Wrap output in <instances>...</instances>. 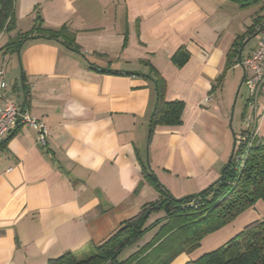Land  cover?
<instances>
[{"label":"crops","instance_id":"1","mask_svg":"<svg viewBox=\"0 0 264 264\" xmlns=\"http://www.w3.org/2000/svg\"><path fill=\"white\" fill-rule=\"evenodd\" d=\"M13 2L8 38L34 31L38 13L46 28L66 25L76 48L33 33L17 53L0 50L3 94L48 130L45 146L22 125L0 141V264H46L66 252L86 257L157 198L146 171L174 197L192 195L218 180L237 133L254 126L264 137V97L250 98L248 72L228 66L227 57L237 39V63L257 46L264 0ZM156 77L163 99L184 108L179 125L150 133ZM163 218L153 212L147 223ZM259 220L264 198L169 264L196 260Z\"/></svg>","mask_w":264,"mask_h":264},{"label":"trees","instance_id":"2","mask_svg":"<svg viewBox=\"0 0 264 264\" xmlns=\"http://www.w3.org/2000/svg\"><path fill=\"white\" fill-rule=\"evenodd\" d=\"M237 1L249 5L255 0ZM13 6V0H0V37L14 27ZM37 19L34 31L9 37L0 50L17 53L33 33L54 40L64 37L65 44L76 48L65 36L66 25L57 29L46 28L41 25L42 18L38 13ZM254 32L250 26L246 34L251 36ZM241 46L240 40L234 41L227 53L228 66L238 62L239 59L234 58L239 55ZM184 61L177 59L176 63L180 66ZM152 81L157 99L149 123L150 133L157 126L179 125L184 108L182 101L163 99L161 78L156 77ZM240 133L246 135L248 129ZM233 152L216 182L180 198L164 188L151 171H146V178L158 192L155 200L143 204L134 216L121 223L106 239L93 245L92 253L86 257L76 259L72 252H66L46 264H169L180 253L193 251L207 234L225 226L264 198V137L253 138L248 146L240 145ZM238 157H244L242 166ZM158 211L163 212L165 221L161 223L162 220L157 219L147 223L149 216ZM156 225L159 226L152 237L138 243ZM128 247H132L131 252L119 260L118 256ZM185 264H264V220L248 225L222 246Z\"/></svg>","mask_w":264,"mask_h":264},{"label":"built area","instance_id":"3","mask_svg":"<svg viewBox=\"0 0 264 264\" xmlns=\"http://www.w3.org/2000/svg\"><path fill=\"white\" fill-rule=\"evenodd\" d=\"M236 65H240L248 72L247 77H245V84L250 98L253 99L259 95L264 97V34L260 37L253 51ZM7 85L5 70L0 67V141L6 138L13 129L22 125L33 128L37 133V144L45 146L48 136L46 125L28 110L19 106L15 98L3 94ZM207 100L208 97L205 98V101ZM247 122L252 124L250 117H248ZM253 138H259V136L256 127L251 126L248 128V134L244 135L239 132L235 135V148L240 145L248 146ZM243 158L238 157L240 166H242Z\"/></svg>","mask_w":264,"mask_h":264},{"label":"rangeland","instance_id":"4","mask_svg":"<svg viewBox=\"0 0 264 264\" xmlns=\"http://www.w3.org/2000/svg\"><path fill=\"white\" fill-rule=\"evenodd\" d=\"M12 31H13V29L10 30V31H8L7 33H5V37H4V39L6 38V41H7L8 36L13 34ZM5 43H6V42H4V43L1 42V43H0V47L3 46ZM131 248H132V247H128L127 249L123 250V251L121 252V254L118 256V259H119V260L124 259V258H125L130 252H131ZM76 259H79V257L76 256Z\"/></svg>","mask_w":264,"mask_h":264},{"label":"water","instance_id":"5","mask_svg":"<svg viewBox=\"0 0 264 264\" xmlns=\"http://www.w3.org/2000/svg\"><path fill=\"white\" fill-rule=\"evenodd\" d=\"M232 156H233V152L231 153V155H230V157H229V161H230V159L232 158ZM156 208H158V205H156Z\"/></svg>","mask_w":264,"mask_h":264}]
</instances>
